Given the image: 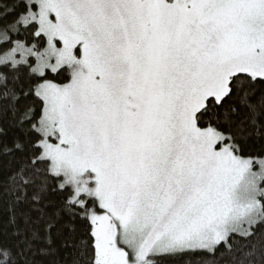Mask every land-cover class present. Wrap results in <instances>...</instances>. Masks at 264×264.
<instances>
[{
    "label": "snow or ice",
    "instance_id": "obj_1",
    "mask_svg": "<svg viewBox=\"0 0 264 264\" xmlns=\"http://www.w3.org/2000/svg\"><path fill=\"white\" fill-rule=\"evenodd\" d=\"M0 264H264V0H0Z\"/></svg>",
    "mask_w": 264,
    "mask_h": 264
}]
</instances>
